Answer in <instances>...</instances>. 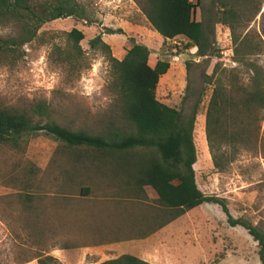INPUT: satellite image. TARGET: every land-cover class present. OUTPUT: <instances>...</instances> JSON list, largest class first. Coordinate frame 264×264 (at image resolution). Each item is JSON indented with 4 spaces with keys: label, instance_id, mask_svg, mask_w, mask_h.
<instances>
[{
    "label": "rangeland",
    "instance_id": "374dc122",
    "mask_svg": "<svg viewBox=\"0 0 264 264\" xmlns=\"http://www.w3.org/2000/svg\"><path fill=\"white\" fill-rule=\"evenodd\" d=\"M77 1L92 22L67 18L41 27L37 39L24 46V57L15 67L0 65V105L26 108L43 101L60 125L97 135L105 127L106 117L116 110L108 90L109 61L100 50L91 49L89 42L101 36L117 60L133 42L142 44L150 51V67L158 61L169 63L159 79L156 99L179 110L184 119L199 102L193 132L198 189L225 199L232 217L245 218L264 230V109L259 113L253 145L240 148L222 171L213 167L205 134V113L214 82L218 78L226 82L230 74L243 81L249 76L234 59L233 34L251 42L256 54L245 59L264 70V0H191L196 5L193 18L202 23L209 46L203 57L197 56L196 48L186 49L182 37L164 41L134 0ZM224 17L226 24L221 23ZM72 29L84 37L80 47L86 66L78 75H68L53 52L54 45L65 47L63 34ZM109 30L121 34H109ZM9 33L0 27V37ZM123 124L119 121L117 127ZM7 152L0 151V264H38V257L46 256L57 264H100L124 254L151 264H260L257 243L244 229L228 227L216 205L202 204L152 232L147 220L158 210L153 190L145 187L137 200L124 192V185H118L123 178L96 175L93 152L69 151L44 134L29 139L22 157ZM147 153L132 151L137 162ZM76 154L82 155L74 162ZM25 165L38 169L29 192L42 202L46 213L42 216L49 223L40 235L21 225V188L9 182L17 175L24 179L18 170ZM81 165L89 170L87 175H78L71 188L69 184L63 187L64 172ZM80 188H88L90 196L80 197ZM53 199L64 210L59 211L57 223L48 217ZM141 235L146 237L139 239Z\"/></svg>",
    "mask_w": 264,
    "mask_h": 264
},
{
    "label": "trees",
    "instance_id": "16d2710c",
    "mask_svg": "<svg viewBox=\"0 0 264 264\" xmlns=\"http://www.w3.org/2000/svg\"><path fill=\"white\" fill-rule=\"evenodd\" d=\"M134 1L150 27L164 41L182 37L186 39V49L196 48L197 56H205L209 46L202 23L193 18L196 5L191 0ZM67 18L92 22L86 8L77 0H0V27L10 30L9 35L0 37V65L15 67L24 57V46L37 39L41 27ZM221 23L226 24L225 17ZM108 32L121 34L120 30ZM63 35L65 47L62 49L54 45L53 52L68 75H78L86 66L80 47L83 34L72 29ZM233 44L234 59L249 73L248 79L243 81L237 74H230L226 82L218 78L205 113L206 141L213 167L219 171L234 161L240 148L253 145L259 113L264 109V70L245 59L255 55L256 51L247 38L239 40L234 34ZM89 45L91 49L100 50L109 61L108 90L113 96L112 108L116 110V113L111 112L106 117L101 133L93 135L60 125L53 119L50 106L43 101L26 108L0 105V151L22 157L29 139L38 134L50 137L72 152L91 151L96 161L91 164H97L94 169L96 175L109 177L113 174L114 179L123 178L122 183L118 180V185H124V192L132 194L137 200L141 199L145 187L153 190L158 210L150 217V222L147 220L153 227L152 232L202 204H213L225 215L228 227L244 229L257 243L258 260L264 264V230L245 218L232 217L225 199L204 195L196 185L193 132L199 102L190 117L184 119L179 110L156 99L159 79L168 71L169 63L158 61L150 67V51L134 42L121 60L111 56L110 48L101 36L92 39ZM119 121L124 122L122 127H117ZM135 149L148 153L137 162L132 154ZM81 155L76 154V159L72 160L79 161ZM16 164L21 166L19 162ZM18 171L24 179L21 181L17 175L9 182L14 188H21L20 223L27 225L30 233L43 234L49 224L42 216L46 214L45 208L29 192L35 186L33 182L38 169L25 165ZM87 172L89 170L83 165L65 171L62 186L69 184L71 188L76 181L74 179L78 175H87ZM79 194L80 197H88L91 191L80 188ZM144 237L146 235H141L139 239ZM37 262L57 264L51 256L38 257ZM100 264L151 263L124 254Z\"/></svg>",
    "mask_w": 264,
    "mask_h": 264
},
{
    "label": "crops",
    "instance_id": "0c3cea01",
    "mask_svg": "<svg viewBox=\"0 0 264 264\" xmlns=\"http://www.w3.org/2000/svg\"><path fill=\"white\" fill-rule=\"evenodd\" d=\"M66 203H68V202H66ZM51 208H52V210L50 211V214H48L49 219L53 223H57L58 221L60 222V220H61V217H60L61 216V213L59 211H61L62 209L60 207L59 200L53 199ZM62 211H64V210H62ZM45 218H47V216Z\"/></svg>",
    "mask_w": 264,
    "mask_h": 264
}]
</instances>
